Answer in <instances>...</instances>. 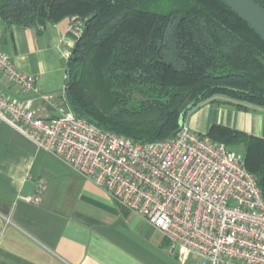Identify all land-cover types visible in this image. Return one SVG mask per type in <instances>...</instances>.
Listing matches in <instances>:
<instances>
[{
  "label": "trees",
  "instance_id": "16d2710c",
  "mask_svg": "<svg viewBox=\"0 0 264 264\" xmlns=\"http://www.w3.org/2000/svg\"><path fill=\"white\" fill-rule=\"evenodd\" d=\"M73 17L63 101L102 130L156 142L214 97L264 108V42L221 0H0L1 20L23 28ZM206 137L243 151L264 199V139L219 124Z\"/></svg>",
  "mask_w": 264,
  "mask_h": 264
},
{
  "label": "built area",
  "instance_id": "2783aa9c",
  "mask_svg": "<svg viewBox=\"0 0 264 264\" xmlns=\"http://www.w3.org/2000/svg\"><path fill=\"white\" fill-rule=\"evenodd\" d=\"M82 30L71 18L76 39ZM0 75L23 94L0 90V120L158 229L178 264H264V199L242 154L184 124L170 138L134 142L77 117L64 101L43 119L33 110L35 78L1 49Z\"/></svg>",
  "mask_w": 264,
  "mask_h": 264
},
{
  "label": "crops",
  "instance_id": "0c3cea01",
  "mask_svg": "<svg viewBox=\"0 0 264 264\" xmlns=\"http://www.w3.org/2000/svg\"><path fill=\"white\" fill-rule=\"evenodd\" d=\"M75 42L71 18L25 28L0 22V49L35 78L31 97L40 118L54 117L63 101ZM0 90L23 97L1 75ZM232 103L205 101L187 113L184 125L204 137L219 124L264 139V108L242 111ZM36 194L38 204L26 202ZM0 264L178 263L158 229L0 120Z\"/></svg>",
  "mask_w": 264,
  "mask_h": 264
},
{
  "label": "water",
  "instance_id": "95a60500",
  "mask_svg": "<svg viewBox=\"0 0 264 264\" xmlns=\"http://www.w3.org/2000/svg\"><path fill=\"white\" fill-rule=\"evenodd\" d=\"M240 19L249 25L259 38L264 42V10L253 0H221ZM183 112L180 117V127L184 124ZM179 127V128H180Z\"/></svg>",
  "mask_w": 264,
  "mask_h": 264
},
{
  "label": "rangeland",
  "instance_id": "374dc122",
  "mask_svg": "<svg viewBox=\"0 0 264 264\" xmlns=\"http://www.w3.org/2000/svg\"><path fill=\"white\" fill-rule=\"evenodd\" d=\"M68 58H69V57H68ZM222 98L227 99V98H225V97H222ZM227 100H228V101H231V102H234V103H238L237 101H234V100H229V99H227ZM244 105L247 106V107H250V106L247 105V104H244ZM251 107H253V106H251ZM186 121H187V120L184 119V124H185ZM233 150L239 152V153L242 154V156L244 157V153H243V151H242L241 149H233Z\"/></svg>",
  "mask_w": 264,
  "mask_h": 264
}]
</instances>
